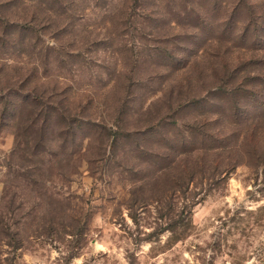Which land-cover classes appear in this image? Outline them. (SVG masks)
Segmentation results:
<instances>
[{
  "label": "rangeland",
  "instance_id": "374dc122",
  "mask_svg": "<svg viewBox=\"0 0 264 264\" xmlns=\"http://www.w3.org/2000/svg\"><path fill=\"white\" fill-rule=\"evenodd\" d=\"M0 264H264V0H0Z\"/></svg>",
  "mask_w": 264,
  "mask_h": 264
}]
</instances>
